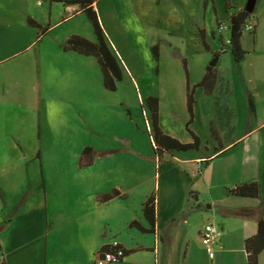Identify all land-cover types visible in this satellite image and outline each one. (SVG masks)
Wrapping results in <instances>:
<instances>
[{"label":"crops","instance_id":"crops-1","mask_svg":"<svg viewBox=\"0 0 264 264\" xmlns=\"http://www.w3.org/2000/svg\"><path fill=\"white\" fill-rule=\"evenodd\" d=\"M94 1V9L104 24L100 9L108 13V4L112 2ZM205 1L137 0L133 4L139 11L149 9V5L187 14L213 10L223 22L222 11L232 15V19L246 9L249 0H215V4L209 2L206 6ZM261 1L257 0L254 13L264 2ZM54 4H62L66 13L73 9L76 14L63 18L61 13L62 20L54 22ZM48 5V8L43 5L36 13L27 12L24 22H18L14 0H0V264H97L100 253L114 241L126 249L122 261L125 264H149L138 254L151 252L154 254L151 264H179L182 255L188 264H193L195 250H206L202 230L209 222H215L223 232L216 245L218 255L213 260L209 258L211 262L240 255L250 264L247 242L258 235V218L237 217L233 211L258 208L264 202V124L240 136L237 106L235 112L217 113L216 118L209 121L210 134L206 138L200 131L192 130L200 139L199 148L163 150L158 154L152 141L153 184L143 195L139 208L131 195L143 188L141 176L136 177L135 184L130 187L117 177L101 187H90L92 196L88 199L68 195L55 200L50 197L55 175H64V169L58 165L61 155L49 146L42 124L36 128L23 111H31L42 104L41 94L46 85L43 78L45 74L53 75L55 66L44 63L46 49L42 46L47 37L56 25L87 14L80 4L49 0ZM30 20L39 26L32 25ZM90 34V31L74 32L67 42L74 35L95 42L94 35ZM228 44L231 50V40ZM38 46H41L39 52ZM65 52L94 58L75 51ZM216 69L212 71L214 74H222ZM241 76L247 99L251 105L252 96L258 110L264 101V60L258 70ZM235 84L233 92L236 95ZM162 110L160 103V127L165 133L184 144H194L190 132L189 136L181 137L164 126ZM185 121L187 129L189 119ZM91 148L93 160H85L84 168H95L97 178L100 172L116 171L117 168L112 169L109 164L100 167L99 163L117 158L119 151ZM115 173L116 176L123 174ZM251 183L259 184V197L232 193L234 188ZM38 192H44V198L34 199L33 195ZM154 193L157 194L156 232H143L133 223L145 229L152 228L144 209ZM107 195L112 198L106 199ZM69 234L72 240L64 238ZM176 255L180 258L175 259ZM259 264H264V250L259 255Z\"/></svg>","mask_w":264,"mask_h":264},{"label":"rangeland","instance_id":"rangeland-1","mask_svg":"<svg viewBox=\"0 0 264 264\" xmlns=\"http://www.w3.org/2000/svg\"><path fill=\"white\" fill-rule=\"evenodd\" d=\"M48 1L14 0L16 21L24 22L27 12L36 13L43 5L48 8ZM110 1L109 12L104 14L103 8L100 12L104 19V24H101L106 41L122 69V80L116 81L117 89L106 88L103 70L96 57L83 58L74 52H65L62 47L74 32L90 31L98 43L91 20L78 15L56 25L43 44L42 48L46 49L44 63L55 66L53 75L42 77L46 84L41 94L42 104L23 112L36 128L39 129L42 124L49 146L61 155L58 165L64 169V175H55L52 180L50 197L53 200L67 195L88 199L92 196L90 187H101L116 177L130 187L135 184L136 177L141 176L143 188L131 195V199L137 200L135 205L139 208L143 195L153 184L150 161L156 132L148 102L150 97L158 98L162 104L164 126L181 137L190 135L185 126V120L192 118L188 109V86L194 93V122L198 119L191 128L200 131L203 138L210 134L209 121L215 119L217 113L235 112L236 106L240 136L264 124V101L258 110L257 107L253 109L241 76L258 70L264 60V2L262 0L253 13L255 19L249 20L256 23V32L244 29L241 43L247 53L237 62L228 48L232 40V15L229 13L222 11L220 17L223 22H220L219 14L213 10L187 14L149 5V9L139 11L133 4L137 0ZM54 7V22L62 20V14L63 18L70 17L62 4H54ZM75 14L74 10L72 16ZM207 40L212 44L210 49L205 46ZM155 46L159 48L158 56L153 50ZM39 48L41 46L37 50ZM216 59L213 69H219L222 74H214L212 87L198 86L210 73L208 68ZM234 82L236 95L233 92ZM88 147L119 151L117 158H110L104 164L100 162L99 166L109 164L112 169L117 168L115 172L123 174L116 176L115 172H100L97 178L95 168H84V161L91 159V154L85 153ZM33 197L44 198V192H38ZM64 238L72 240L73 236L69 234ZM195 251L196 262L193 264H247L240 255H229L212 263L206 250ZM215 252L218 255L217 246ZM138 255L149 264L154 260L152 252ZM178 257L176 255L175 259ZM180 257L179 264H188L183 255Z\"/></svg>","mask_w":264,"mask_h":264},{"label":"trees","instance_id":"trees-1","mask_svg":"<svg viewBox=\"0 0 264 264\" xmlns=\"http://www.w3.org/2000/svg\"><path fill=\"white\" fill-rule=\"evenodd\" d=\"M63 2L67 5L73 4H80L83 11L87 14L88 18L91 20L95 32L98 36V43L92 42L89 39L81 36V35H74L72 36L67 44L63 47L65 51H75L80 54L86 56H94L98 59L104 74L105 79V86L110 90L117 89V80H122V69L121 66L114 55L113 51L109 47L106 41V35L104 29L101 24L100 16L98 12L94 9V0H53ZM212 2L215 4V0H206L205 6ZM215 7V5H214ZM216 10V8H215ZM253 13H249L246 10L241 11L240 13L233 15L231 19V32H232V40H231V50L234 54V57L237 62H240L247 53L241 43V39L243 36V32L245 26L248 24L249 20L252 18ZM30 23L34 26H39L38 23L30 20ZM256 32V28L254 30ZM46 32L43 30L42 34L44 35ZM205 46L207 49H210V45L207 44L205 41ZM154 52L158 56V46L153 48ZM214 73L210 72L207 76L203 79L198 86H208L209 88L212 87L214 84ZM213 80V81H212ZM149 106L152 111L153 117V126L155 129V151L156 153L160 154L163 150H191L195 148H199L200 146V139L199 137L192 131L191 124L194 122V93L193 90L190 89L188 86V109L191 113V120L187 123V130L193 135L195 139L194 144H184L180 142L178 139L167 135L163 132L160 127V101L156 97L149 98ZM251 106L253 109H256V105L254 102V98L251 96L250 99ZM154 144V143H153ZM86 154H91V160H93L94 153L91 147L86 148ZM232 193L235 195L243 196V197H259L260 196V186L258 183H251L238 186L232 190ZM106 199H111V195H107ZM145 215L151 223V229H145L140 226L138 223H133V225L140 228L143 232H156V220H157V194L154 193L146 202L145 204ZM233 214L237 217L241 218H258L259 224V232L258 235L248 240L247 242V249L249 251V262L250 264H259V255L264 250V202L258 207L254 209L250 208H241L237 211H233Z\"/></svg>","mask_w":264,"mask_h":264},{"label":"built area","instance_id":"built-area-1","mask_svg":"<svg viewBox=\"0 0 264 264\" xmlns=\"http://www.w3.org/2000/svg\"><path fill=\"white\" fill-rule=\"evenodd\" d=\"M69 16L74 14L73 9L68 10ZM256 23L248 22L245 26L246 30L254 31ZM221 228L215 223H208L202 230V242L207 250L210 259H214L216 256L215 246L221 241L222 237ZM126 257L125 247L118 241H114L110 244L108 249L102 251L97 258V264H114L122 262Z\"/></svg>","mask_w":264,"mask_h":264},{"label":"water","instance_id":"water-1","mask_svg":"<svg viewBox=\"0 0 264 264\" xmlns=\"http://www.w3.org/2000/svg\"><path fill=\"white\" fill-rule=\"evenodd\" d=\"M256 4H257V0H249L245 10L251 14L254 13ZM216 63H217V59L211 63L210 67L208 68L209 72L213 71V68L216 66Z\"/></svg>","mask_w":264,"mask_h":264}]
</instances>
